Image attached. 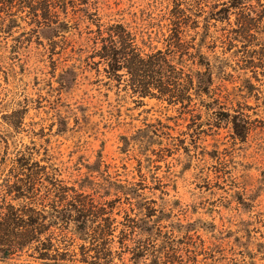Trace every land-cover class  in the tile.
Wrapping results in <instances>:
<instances>
[{
  "label": "rangeland",
  "instance_id": "rangeland-1",
  "mask_svg": "<svg viewBox=\"0 0 264 264\" xmlns=\"http://www.w3.org/2000/svg\"><path fill=\"white\" fill-rule=\"evenodd\" d=\"M232 5L0 0V264H264V0ZM175 22L174 63L213 78L192 102L134 94L97 54L117 26L166 51ZM23 156L59 185L18 192Z\"/></svg>",
  "mask_w": 264,
  "mask_h": 264
},
{
  "label": "trees",
  "instance_id": "trees-1",
  "mask_svg": "<svg viewBox=\"0 0 264 264\" xmlns=\"http://www.w3.org/2000/svg\"><path fill=\"white\" fill-rule=\"evenodd\" d=\"M246 1L232 0V6L234 9L242 8L246 4ZM223 13L225 11H221L217 15L221 16ZM107 34L108 37H104V33L100 32L102 50L97 54L108 63L110 73H112L111 76L118 77L119 72L123 70L127 72L134 94L140 95L142 98H158L161 101H167L172 104L184 105L185 103L192 102V91L196 90V92L202 95L210 93V89L213 86V78L210 73V65L203 56L199 55L198 63L196 61V66L200 69L190 74H187L186 67H184L182 61L178 64L174 63L176 59L173 56H180L183 59L188 50L185 46L184 33L180 22H175L174 27L169 29L166 51L159 50L157 52L146 53L138 45V35L124 26L111 27L107 30ZM145 38L146 35L143 36V46L144 48H150L152 45H149ZM201 68H205L206 71H202ZM185 77H187V80H183ZM154 91L156 93H153ZM233 126L237 136L243 138L245 136V129L238 122L237 116L233 121ZM11 176L18 179V183L14 185L16 188L21 184L18 192L24 188H34L43 178H46L54 186L59 185V181L52 179L50 173H47L44 167L39 163H33L32 159L24 156L20 157L13 164ZM20 176H26V180L20 179ZM59 187L61 188V186ZM61 191H64L63 196L65 197L67 193L66 189L62 188L60 189ZM130 194L137 196L133 191ZM5 208H8L9 213H12V218H9L11 221L8 224V229L4 231L8 230L9 235L14 237L12 236L16 232L14 227L17 226L19 219L16 214L17 211L10 205ZM57 214L61 216L64 214L63 217L66 218L64 212L57 211ZM5 217L7 215L4 212H0V224L4 222ZM55 219L63 221L61 217H55ZM70 222L72 221L70 220ZM35 224L38 225V223ZM5 244L7 243H4L2 246L12 249L25 247L23 244H18L17 247L14 245L12 247V244Z\"/></svg>",
  "mask_w": 264,
  "mask_h": 264
}]
</instances>
